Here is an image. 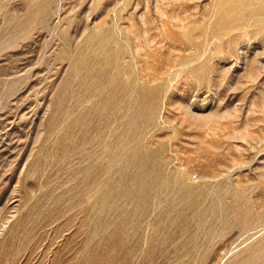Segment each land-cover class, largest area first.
Listing matches in <instances>:
<instances>
[{"label":"rangeland","instance_id":"rangeland-1","mask_svg":"<svg viewBox=\"0 0 264 264\" xmlns=\"http://www.w3.org/2000/svg\"><path fill=\"white\" fill-rule=\"evenodd\" d=\"M0 264H264L261 1L0 0Z\"/></svg>","mask_w":264,"mask_h":264},{"label":"bare ground","instance_id":"bare-ground-1","mask_svg":"<svg viewBox=\"0 0 264 264\" xmlns=\"http://www.w3.org/2000/svg\"><path fill=\"white\" fill-rule=\"evenodd\" d=\"M257 1H261L262 2V4L264 5V0H257ZM243 6V5H242Z\"/></svg>","mask_w":264,"mask_h":264}]
</instances>
